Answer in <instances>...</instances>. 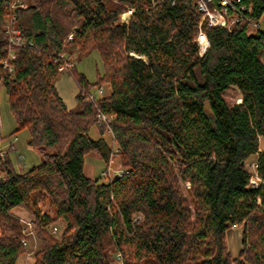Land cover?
<instances>
[{"label": "trees", "instance_id": "trees-1", "mask_svg": "<svg viewBox=\"0 0 264 264\" xmlns=\"http://www.w3.org/2000/svg\"><path fill=\"white\" fill-rule=\"evenodd\" d=\"M196 2L29 0L14 11L25 45H12L9 3L0 0V89L17 124L10 135L27 130L41 158L18 171L10 153L0 155V264H18L25 250L17 210L40 240L33 264H112L111 249L122 264H264V31L250 32L245 20L232 30L204 23L210 47L200 55ZM246 2L260 21L264 0ZM61 7L66 25L56 16ZM75 50H97L104 72L90 83L74 68L79 108L70 109L56 79L61 57ZM105 83L111 94L88 101ZM231 86L241 102L225 98ZM99 112L113 117L119 150L106 126L91 138ZM88 154L106 163L119 157L128 172L91 177ZM254 154L258 187L246 166ZM58 221L60 237L49 230ZM235 226L244 228L237 258L226 241Z\"/></svg>", "mask_w": 264, "mask_h": 264}, {"label": "rangeland", "instance_id": "rangeland-1", "mask_svg": "<svg viewBox=\"0 0 264 264\" xmlns=\"http://www.w3.org/2000/svg\"><path fill=\"white\" fill-rule=\"evenodd\" d=\"M29 5V0H24ZM26 7V8H27ZM65 8L61 7L56 10V16L61 25H66L65 23ZM134 8H128L125 12L120 15L121 22H128ZM129 12L127 16H123L125 13ZM8 18L6 17V20ZM260 30L264 31V17L260 20ZM71 34L69 35L70 39ZM67 57L73 59L76 63V67L79 73L85 75L86 79L90 83H95L98 80L99 74H102L103 71V61L97 50L92 51L91 53L80 54L77 50L73 51L70 55L66 54ZM262 60L264 61V54L262 55ZM57 89L66 102L68 108L78 109V100L77 95L79 93V85L76 77L73 73L69 72H60L59 76L56 79ZM105 93L109 96L112 92V89L109 83L103 84ZM225 98L230 104L239 103L242 101V94L236 86H231L225 91ZM0 119H1V134L2 136L9 135L8 140L3 142L1 147L3 150L2 158H5L6 154L10 153L11 159L14 163L15 168L18 171H25L28 168H31L34 165H37L41 162L40 155L35 151L30 149L27 145V140L29 138V132L27 130H22L18 133L10 135L16 129V120L11 112L8 103V97L5 91V88L0 89ZM101 131L97 125H94L90 130V136L92 139H98L101 137ZM106 140L111 146L119 150L118 146L114 142V136L112 130L108 129L103 134ZM17 136V144L14 142L9 143V138ZM7 139V138H6ZM11 139V140H12ZM24 156V160L21 161L19 156ZM255 158L251 156L248 158L247 168L249 170H254L249 164L254 161ZM112 169L116 172H128V168L121 163L119 157H115L111 160ZM110 163H106L103 159L99 158L95 154H88L85 157V173L91 177H102V180H107L106 176L103 175V172L106 170L107 166ZM123 173V174H124ZM116 176L113 174L112 178ZM183 188L185 193L187 188H190V183H183ZM187 195V193H186ZM43 211H47L53 214V207L49 205L42 204ZM16 213L21 218L22 228H23V239L25 250L20 256L18 264H33L35 261V254L40 248V240L37 235L36 229L31 222L30 216L23 212L22 210H17ZM143 213L139 212L135 214L134 221L139 222L143 218ZM57 228L56 230L54 228ZM64 229V222L58 221L50 225L49 230L56 237H60ZM243 231L242 226L233 227L226 237L228 249L233 258H237L240 254V251L243 247ZM25 242V243H24ZM109 258L111 259L112 264H122V256L119 251H114L113 249L108 251Z\"/></svg>", "mask_w": 264, "mask_h": 264}, {"label": "built area", "instance_id": "built-area-1", "mask_svg": "<svg viewBox=\"0 0 264 264\" xmlns=\"http://www.w3.org/2000/svg\"><path fill=\"white\" fill-rule=\"evenodd\" d=\"M9 3V16L6 20L5 28L9 35V41L12 45H25V40L20 36V29L16 25L17 16L15 10L19 7L26 8L27 4L24 0H8ZM196 6L198 11L201 13V20L199 24V32L197 35V42L199 45L200 55H204L210 47V40L208 38L207 32L204 29V23L208 26L214 27H226L232 30L234 25L239 21H247L249 25L250 32L261 31L260 21L251 19L253 13V7L246 0H197ZM72 39V34L70 36ZM10 59H15L14 51L10 49L9 52ZM76 63L73 59L63 55L61 57V63L59 64L60 72L72 73ZM12 70V68H10ZM100 96H106L104 86L98 87L95 90L87 92V100H95ZM113 119L112 116H107L103 112H99L97 115V126H106L109 131V122ZM0 134H1V119H0ZM0 155L3 156V150L0 144ZM20 160H24V156H19ZM248 165V160L246 161V166ZM254 168V170H249L251 172V179L249 185L251 187H258L260 184V178L257 172V158L249 164ZM111 163L107 166L103 175L107 179L111 180L112 175L116 177L122 175L124 172L114 171L112 169ZM57 229L56 227L54 228ZM25 243V242H24Z\"/></svg>", "mask_w": 264, "mask_h": 264}, {"label": "crops", "instance_id": "crops-1", "mask_svg": "<svg viewBox=\"0 0 264 264\" xmlns=\"http://www.w3.org/2000/svg\"><path fill=\"white\" fill-rule=\"evenodd\" d=\"M1 135H2V134H1ZM13 138H14V139H12V137L9 138V143H10V141H11V142H14V143L17 144L18 137H17V136H14ZM11 139H12V140H11ZM7 140H8V138L5 139V140H3L2 142H0V144L2 145V143L5 142V141H7ZM252 156H253L255 159L257 158V155H256V154H254V155H252ZM28 169H29V168H28ZM230 230H231V229H230ZM230 230H229V231H230ZM229 231H228V232H229ZM228 232H227V235H228Z\"/></svg>", "mask_w": 264, "mask_h": 264}]
</instances>
